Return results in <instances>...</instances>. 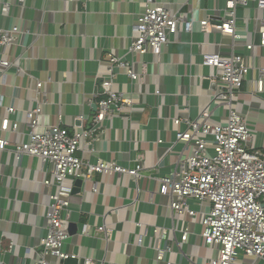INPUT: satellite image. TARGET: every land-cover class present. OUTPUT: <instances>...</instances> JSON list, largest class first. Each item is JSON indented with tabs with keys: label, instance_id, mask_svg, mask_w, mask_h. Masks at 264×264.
<instances>
[{
	"label": "crops",
	"instance_id": "crops-1",
	"mask_svg": "<svg viewBox=\"0 0 264 264\" xmlns=\"http://www.w3.org/2000/svg\"><path fill=\"white\" fill-rule=\"evenodd\" d=\"M148 0H0V28L18 27L24 34L9 49L7 58L25 72L0 69V125L7 118L18 131L6 134L12 146L0 151V264H35L40 241L47 235L49 200L41 183L49 177L40 159L18 158L14 145L28 141L27 112L37 106L36 81L43 83L44 123L62 125L70 133L85 118L84 128L96 129L95 151L80 152L85 162L115 163L126 169L145 165L150 171L135 179L126 174H95L81 187L69 180L75 192L71 199L69 239L63 251L75 256L77 264H205L216 255L201 237L203 227L190 217L173 214L168 199L159 194L156 180L170 175L178 162L193 148L177 143V135L187 132L177 119L224 125L228 111L213 101L218 86V70L204 65L205 55L247 57L251 70L235 99L234 109L244 114L252 132L251 149L264 151V48L259 45L264 32V9L256 3L237 10L242 40L216 30L202 31L201 22L216 24L226 8V0H153L192 23V31L181 26L170 36V44L158 59L153 55L136 58L135 71L143 85L132 82L117 70L115 89L144 95L135 101L134 111L96 125L91 106L96 84L106 76L108 57L123 60L135 37L138 17ZM10 5L3 12V5ZM255 45L253 51L247 45ZM125 58V59H124ZM146 63L144 69L141 63ZM99 80V81H98ZM160 92V96L156 92ZM139 97V96H138ZM136 96V98H138ZM15 113L9 116L8 108ZM12 127V126H11ZM5 133L0 132V138ZM87 138V143L90 142ZM154 169V170H153ZM106 227L109 238L98 233ZM190 229L187 243L173 246L174 236ZM154 229L169 236L157 239ZM164 250L156 261L155 248ZM169 248H172V252ZM51 264H65L50 259ZM237 264H264L239 256Z\"/></svg>",
	"mask_w": 264,
	"mask_h": 264
},
{
	"label": "built area",
	"instance_id": "built-area-1",
	"mask_svg": "<svg viewBox=\"0 0 264 264\" xmlns=\"http://www.w3.org/2000/svg\"><path fill=\"white\" fill-rule=\"evenodd\" d=\"M148 0L143 13L135 26V37L127 50V58L115 55L108 57L106 76L96 84L92 107L95 109V123L101 125L105 121L125 116L133 112L135 101L144 95H127L115 89L117 70L122 69L132 82L143 85L142 77L135 71L136 58L153 55L160 58L164 49L170 44V36L185 26L192 31V23H186L181 16L172 13L165 7L154 6ZM256 3L264 9V0H226V8L221 20L211 24L208 20L201 22L202 31L216 30L230 36L235 42L242 40L237 25V10ZM10 5L2 7L8 12ZM24 34L18 27L0 28V69L3 73L14 71L15 75L25 72L15 61L7 58L9 49ZM264 48V32L261 33L259 45ZM253 51L255 45H247ZM204 65L218 70L214 81L218 86L213 101L224 106L228 111V121L224 125L209 123L211 114L205 113L202 121H191L188 118L175 120L176 125L184 123L187 132L177 135V143L185 149L193 148L189 157L182 158L174 171L165 177L156 179L159 194L169 201L168 207L173 214L190 217L202 227L201 237L206 246L216 251L214 258L205 264H237L239 256L264 262V151L251 149L252 132L248 126L246 115L234 109L235 99L251 70L247 57L232 53L228 56L205 55ZM147 68L146 63H141ZM43 83L36 81L37 106L27 112L28 141L14 145L13 152L18 158L33 157L42 161L46 177L41 185L49 200L47 235L40 241L36 251L35 264H51L50 259L64 262L75 256L63 251L69 239L68 225L71 220V199L74 186L69 180L90 181L95 174H126L140 179L144 172L150 171L145 165H137L134 169H126L115 163L99 161L85 162L80 152L95 151V140L92 139L96 129L84 128L85 118L79 117L81 125L70 133L62 125V119L56 125L44 123V102L40 101ZM160 92H156L160 96ZM136 96L138 98H136ZM11 116L16 111L9 107ZM12 126V127H11ZM17 123L11 125L9 118L3 120L0 132V151L5 152L12 146L6 134L18 131ZM90 138V142H86ZM154 170V169H153ZM98 233L109 238L110 231L106 227L97 229ZM157 239L169 236L165 229H154ZM190 229L174 236L173 246L187 243ZM172 252V248H169ZM156 261L164 259V250L156 247ZM85 264H91L86 260ZM192 264H194L192 262Z\"/></svg>",
	"mask_w": 264,
	"mask_h": 264
},
{
	"label": "water",
	"instance_id": "water-1",
	"mask_svg": "<svg viewBox=\"0 0 264 264\" xmlns=\"http://www.w3.org/2000/svg\"><path fill=\"white\" fill-rule=\"evenodd\" d=\"M83 184V181L82 180H79V181H76V186L77 187H81ZM79 189L75 188L74 189V194L75 192H78ZM65 264H77V259L76 258H69L68 260L64 261Z\"/></svg>",
	"mask_w": 264,
	"mask_h": 264
}]
</instances>
